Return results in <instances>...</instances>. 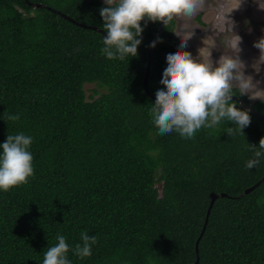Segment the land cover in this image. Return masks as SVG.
<instances>
[{"label": "trees", "instance_id": "trees-1", "mask_svg": "<svg viewBox=\"0 0 264 264\" xmlns=\"http://www.w3.org/2000/svg\"><path fill=\"white\" fill-rule=\"evenodd\" d=\"M45 7L104 31L102 0H0V144L31 136L34 169L26 184L0 191V264H43L57 235L71 264H193L210 193L227 197L212 204L197 264H264V181L236 198L264 177V158L245 167L264 122L249 113L243 134L230 136L227 121L191 139L159 134L149 110L179 44L175 20L152 49L147 95L159 22H140L137 56L109 60L98 33ZM233 94L264 119V101ZM82 232L97 237L83 259L72 251Z\"/></svg>", "mask_w": 264, "mask_h": 264}, {"label": "clouds", "instance_id": "clouds-1", "mask_svg": "<svg viewBox=\"0 0 264 264\" xmlns=\"http://www.w3.org/2000/svg\"><path fill=\"white\" fill-rule=\"evenodd\" d=\"M106 7L100 9L103 19L102 28L107 33L103 38L102 53L109 60H124L137 56V47L141 44L143 28L141 21L162 22L165 26L174 18L191 19L205 6V0H104ZM241 0L229 12L220 13L224 30L233 36L226 41L231 54H222L213 61L212 50L216 48L214 40H203V46L197 50V58L183 51L192 32L183 38L180 35V46L166 55V67L160 83L164 86L155 92V102L149 110L152 123L158 133L168 134L175 131L182 138L191 139L202 127L213 128L222 121L234 124L226 132L232 136L234 132L243 134L242 130L249 126L251 117L247 110H241L232 101L233 87L239 89V95H247L249 99L264 101V89L258 87L259 81L253 82L251 76L244 74L245 64L239 58V45L242 39L232 29L235 22L227 18L228 13L239 8ZM146 26V24H145ZM160 38L150 43L155 47ZM259 49L260 56L253 65L260 71L264 63V36L253 43ZM6 119L12 122L19 120L18 114H7ZM33 140L24 133L7 135L0 144V191L7 192L13 187L26 184L34 174L33 156L28 150ZM253 158L245 167L252 169L264 158V137L259 146L249 145ZM57 243L47 247L43 264H71L67 258L69 245L63 235H57ZM80 243L75 244L72 251L81 259L91 256L92 245L96 243L95 235L87 232L80 234Z\"/></svg>", "mask_w": 264, "mask_h": 264}, {"label": "rangeland", "instance_id": "rangeland-1", "mask_svg": "<svg viewBox=\"0 0 264 264\" xmlns=\"http://www.w3.org/2000/svg\"><path fill=\"white\" fill-rule=\"evenodd\" d=\"M104 2V0H102ZM237 0H205L204 8L196 15L202 26L191 19L174 18L175 30L174 35L178 39L180 46V35L183 38L186 34L193 33L187 41V47L183 51L190 52L193 58H197V50L203 46V40L211 39L216 43V48L212 50V59L216 61L224 54H231L226 41L233 36L229 30H224L223 21L218 17L220 13L229 12L236 6ZM227 18L235 22L232 31L242 39L239 47L241 49L239 58L244 62V74L251 76L253 82L259 81L258 87L264 89V63L260 64V71L254 70L253 65L259 59V49L253 47V43L260 37L264 36V0H241L239 8L226 14ZM233 88H236L235 86ZM92 89L91 85H85L86 95ZM249 103L260 99H249Z\"/></svg>", "mask_w": 264, "mask_h": 264}, {"label": "water", "instance_id": "water-1", "mask_svg": "<svg viewBox=\"0 0 264 264\" xmlns=\"http://www.w3.org/2000/svg\"><path fill=\"white\" fill-rule=\"evenodd\" d=\"M31 7L33 8H44L43 5H40V4H30ZM48 11L60 16L61 18H63L64 20L70 22L71 24L73 25H76L80 28H84V29H87V30H90V31H93V32H96L98 33L102 38L106 37L107 33H105L104 31L96 28V27H92V26H86V25H82V24H79L75 21H73L71 18L65 16L64 14L56 11V10H53L51 8H48V7H45ZM162 26H163V23L162 22H159L158 24V27H157V30L155 32V35L152 39L151 42L153 41H156L158 36L160 35L161 33V30H162ZM152 49L153 47H149L148 50H147V54H146V67H145V70H144V74H143V78H142V85H143V90L144 92L149 95L148 91H147V77H148V70H149V66H150V57H151V53H152ZM152 99L155 100V97H152ZM232 100L236 101L238 103V105L240 106V108H242L243 110H247L249 113L255 115L256 117H258L259 119H261L263 122H264V119L261 118L256 112H254L250 106H246L242 103V101L236 97H232L231 98ZM264 181V177L261 178L258 182H256L255 184H253L251 187L245 189L239 196H237L236 198H240L246 194H248L249 192H251L254 188H256L260 183H262ZM209 204L207 206V209H206V212H205V217H204V221H203V224H202V227H201V230H200V233L194 243V251H195V261L193 264H197L198 262V255H197V244H198V241L204 231V228H205V225H206V222H207V217L209 215V212H210V209L212 207V204L213 202L218 199V198H224V197H227L225 194H213V193H210L209 194Z\"/></svg>", "mask_w": 264, "mask_h": 264}]
</instances>
